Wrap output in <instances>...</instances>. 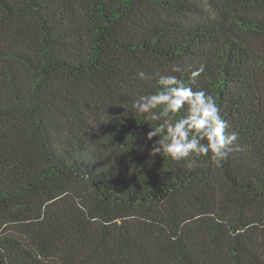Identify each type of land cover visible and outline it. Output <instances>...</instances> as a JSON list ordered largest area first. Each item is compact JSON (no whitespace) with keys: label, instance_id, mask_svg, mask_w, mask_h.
I'll list each match as a JSON object with an SVG mask.
<instances>
[{"label":"trees","instance_id":"1","mask_svg":"<svg viewBox=\"0 0 264 264\" xmlns=\"http://www.w3.org/2000/svg\"><path fill=\"white\" fill-rule=\"evenodd\" d=\"M0 264H264V0H0Z\"/></svg>","mask_w":264,"mask_h":264}]
</instances>
